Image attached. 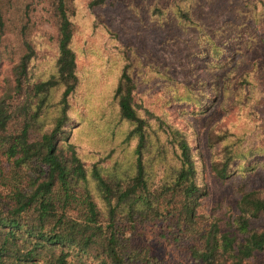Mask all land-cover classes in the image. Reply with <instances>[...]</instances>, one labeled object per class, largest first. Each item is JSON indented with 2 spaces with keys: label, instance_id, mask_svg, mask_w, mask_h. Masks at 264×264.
I'll use <instances>...</instances> for the list:
<instances>
[{
  "label": "trees",
  "instance_id": "obj_1",
  "mask_svg": "<svg viewBox=\"0 0 264 264\" xmlns=\"http://www.w3.org/2000/svg\"><path fill=\"white\" fill-rule=\"evenodd\" d=\"M78 1L0 0V264H167L139 243L145 225L185 244L193 264H246L264 253V230L255 226L264 219V188L252 186L264 150L229 129H208V169L236 198L224 230L201 211L202 151L137 99L138 62L126 50L118 51L110 100L94 111L87 134L80 128L72 105L83 82L74 49ZM182 3L154 5L151 15L171 11L180 25L200 29ZM114 4L86 0L88 10ZM39 8L55 32V55L43 61ZM200 55L208 81L175 90L170 103L192 108L182 115L209 116L220 105L254 120L258 65L244 67L209 38ZM77 132L93 150H82Z\"/></svg>",
  "mask_w": 264,
  "mask_h": 264
},
{
  "label": "rangeland",
  "instance_id": "obj_2",
  "mask_svg": "<svg viewBox=\"0 0 264 264\" xmlns=\"http://www.w3.org/2000/svg\"><path fill=\"white\" fill-rule=\"evenodd\" d=\"M176 1L179 0H115L114 5L96 10H88L86 0L78 1L74 49L83 82L72 101L73 115L80 128L94 126V111L110 100L115 85L120 67L118 51L126 50L138 62L134 69L137 99L188 132L192 145L202 151L204 161L200 158L199 170L207 195L201 211L209 218H218L221 227L228 231L227 222L236 198L231 184L219 182L208 169L207 132L213 126L229 129L242 134L248 148L264 150V0H184L182 4L189 6L200 29L180 25L171 11L162 17L151 15L152 6L165 9ZM36 22L45 45L39 52L43 61L55 55V32L41 8ZM208 38L221 44L227 53H235L244 67L258 65L255 72L261 106L254 120L246 119L237 108L223 111L220 105L213 106L209 116L182 115L181 109L192 108L170 103L175 90L183 94L185 86L208 81L209 71L200 55L207 49ZM2 88L0 77V95ZM242 111L246 113L245 109ZM76 138L83 151L93 150L88 137H79L77 132ZM255 159L260 161V167L252 186L264 188V154ZM255 226L264 230V219ZM159 233L158 226L152 225L138 227L136 231L139 243L164 263L193 264L185 244L176 246ZM246 264H264V253L256 254Z\"/></svg>",
  "mask_w": 264,
  "mask_h": 264
}]
</instances>
